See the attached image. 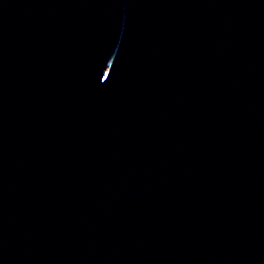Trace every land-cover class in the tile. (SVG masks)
Listing matches in <instances>:
<instances>
[{
	"label": "water",
	"instance_id": "water-1",
	"mask_svg": "<svg viewBox=\"0 0 264 264\" xmlns=\"http://www.w3.org/2000/svg\"><path fill=\"white\" fill-rule=\"evenodd\" d=\"M0 264H264V0H0Z\"/></svg>",
	"mask_w": 264,
	"mask_h": 264
}]
</instances>
